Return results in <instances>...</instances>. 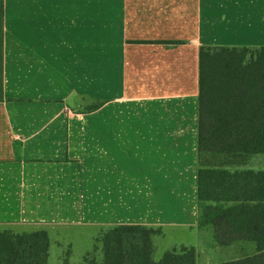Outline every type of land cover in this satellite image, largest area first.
Segmentation results:
<instances>
[{
    "label": "crops",
    "instance_id": "crops-1",
    "mask_svg": "<svg viewBox=\"0 0 264 264\" xmlns=\"http://www.w3.org/2000/svg\"><path fill=\"white\" fill-rule=\"evenodd\" d=\"M3 6L0 229L45 230L51 243L141 225L158 231L156 260L188 248L195 264L256 252L214 245L200 224V50L264 47V0Z\"/></svg>",
    "mask_w": 264,
    "mask_h": 264
},
{
    "label": "trees",
    "instance_id": "trees-1",
    "mask_svg": "<svg viewBox=\"0 0 264 264\" xmlns=\"http://www.w3.org/2000/svg\"><path fill=\"white\" fill-rule=\"evenodd\" d=\"M0 0V100L4 98L3 6ZM264 47L202 46L198 202L213 244L255 243L256 252L223 264H264ZM157 230L114 226L103 233L102 264H195L194 249L156 260ZM45 230L0 231V264H47Z\"/></svg>",
    "mask_w": 264,
    "mask_h": 264
},
{
    "label": "rangeland",
    "instance_id": "rangeland-1",
    "mask_svg": "<svg viewBox=\"0 0 264 264\" xmlns=\"http://www.w3.org/2000/svg\"><path fill=\"white\" fill-rule=\"evenodd\" d=\"M256 161L264 164V157L258 158ZM9 230L14 234L38 231L30 226H16ZM0 231H3V228ZM94 234L95 232L87 227L81 232L53 234V241L49 242L47 264H102L104 258L103 233L96 236ZM227 250L214 251L209 257L212 261H217V257L229 255Z\"/></svg>",
    "mask_w": 264,
    "mask_h": 264
}]
</instances>
